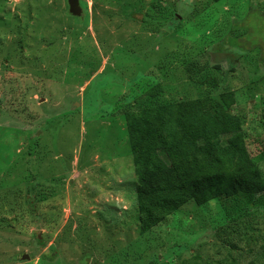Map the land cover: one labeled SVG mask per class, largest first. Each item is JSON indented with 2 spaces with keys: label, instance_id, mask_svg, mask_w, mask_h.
I'll return each mask as SVG.
<instances>
[{
  "label": "rangeland",
  "instance_id": "1",
  "mask_svg": "<svg viewBox=\"0 0 264 264\" xmlns=\"http://www.w3.org/2000/svg\"><path fill=\"white\" fill-rule=\"evenodd\" d=\"M80 4L0 0V264H264V191L141 233L124 116L233 93L264 177V0Z\"/></svg>",
  "mask_w": 264,
  "mask_h": 264
},
{
  "label": "trees",
  "instance_id": "2",
  "mask_svg": "<svg viewBox=\"0 0 264 264\" xmlns=\"http://www.w3.org/2000/svg\"><path fill=\"white\" fill-rule=\"evenodd\" d=\"M233 98V93L219 100L206 95L124 112L142 234L190 201L202 205L264 191L242 119L230 109Z\"/></svg>",
  "mask_w": 264,
  "mask_h": 264
},
{
  "label": "water",
  "instance_id": "3",
  "mask_svg": "<svg viewBox=\"0 0 264 264\" xmlns=\"http://www.w3.org/2000/svg\"><path fill=\"white\" fill-rule=\"evenodd\" d=\"M69 10L75 16H80L82 14V6L80 0H68Z\"/></svg>",
  "mask_w": 264,
  "mask_h": 264
}]
</instances>
